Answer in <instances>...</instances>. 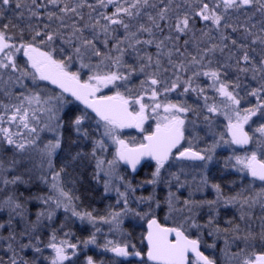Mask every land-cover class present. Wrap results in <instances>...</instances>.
<instances>
[{"label": "snow or ice", "instance_id": "1", "mask_svg": "<svg viewBox=\"0 0 264 264\" xmlns=\"http://www.w3.org/2000/svg\"><path fill=\"white\" fill-rule=\"evenodd\" d=\"M85 175L115 204L85 205ZM128 216L146 221V250ZM77 220L93 229L84 239ZM101 225L116 238L101 244ZM81 255L264 264V0H0V264Z\"/></svg>", "mask_w": 264, "mask_h": 264}, {"label": "rangeland", "instance_id": "2", "mask_svg": "<svg viewBox=\"0 0 264 264\" xmlns=\"http://www.w3.org/2000/svg\"><path fill=\"white\" fill-rule=\"evenodd\" d=\"M137 83H138V81H137ZM189 97H188V99H189V102L191 103L195 99V97L194 96H191V95ZM173 99H175V96H173ZM218 123L220 125L219 130L220 131H223V124H224L223 117H219L218 118ZM154 126H155V121H153V120H149L145 124V127L149 131H151L152 128H154ZM44 135L47 136L49 134L45 133ZM122 135L124 137H133L134 136V137H137L138 139L142 138V134L139 133L136 129H125V130H123ZM217 151L220 154L221 160L223 159V157L228 156L230 154V151L228 149H218ZM238 151H241V154H242V150H238ZM122 169H123V167H122ZM150 171H151L150 168H147V167L141 168L140 171L138 172V174H135L136 175V179L139 180V179L144 178L146 175H149L150 174ZM212 172H213L214 175H218V166L217 167H213L212 168ZM230 175H233L236 178L237 184L240 183V175L238 173L232 172ZM244 182L246 183L247 180H245ZM258 183L259 182H257V184ZM100 185H101V194L103 195V186H102V183ZM40 187H42V186H40ZM21 190L23 191V188ZM33 191H36V189L34 188ZM45 191H46V189H45ZM148 191H151V188L150 187L147 188L146 190H138L137 191V195H141V194L146 195ZM184 195H187V192H185ZM212 197H213V194L211 192L205 193L203 197L200 196L199 194L197 195V198L198 199H200V198H209L210 199ZM104 198H105L104 200L106 202V206L109 205V204H115V194L114 193H112L108 197H104ZM132 207L135 208L136 207V204L133 203L132 204ZM206 211L207 210H205V213H206ZM229 211L232 214L234 212V210H229ZM257 212H258V210H257ZM159 214H160V216L162 218L163 223H167V224H170L171 223L170 221H167V222L164 221V211H160ZM57 215H58V217L60 219H63V217H64L63 210H60L57 213ZM206 220H207V215L205 214L204 216H202L201 222H204ZM57 223H59V220L57 221ZM145 224H146V221H141V220H139V218H136V217H133V216H128V217H126L124 219L122 227H123V230L125 232H128V229H131V230L136 231V230L140 229V227L143 228ZM101 228H102L101 233H99L97 235V239H98V241L101 244H103V242H104V240H105L106 237L108 239L116 238L113 234H110L109 233V227H108V225H101ZM72 230L75 232L76 237L79 238V239L86 238L89 235V233L91 231H93V229L91 228V226L86 225V224L85 225H81L78 220L75 221V224H74ZM204 239L208 243H211L212 242V238L211 237H208L206 235H205ZM73 242H75V238L73 239ZM217 243L219 245H221V246L223 245V241L222 240L217 241ZM81 249L87 255H96L98 259L99 258H102V257H107V256H110L111 255L110 253H106V254L100 253L98 251V249L95 246H92V245H89V247L87 249H83V245H81ZM83 259H84V256L81 255L79 257V260H77V264H82Z\"/></svg>", "mask_w": 264, "mask_h": 264}, {"label": "trees", "instance_id": "3", "mask_svg": "<svg viewBox=\"0 0 264 264\" xmlns=\"http://www.w3.org/2000/svg\"><path fill=\"white\" fill-rule=\"evenodd\" d=\"M236 178L232 175H226V180H232ZM91 189H94V191H85L86 188H89V177L85 175L81 178V185H78V192L77 195H82L85 197L84 204L88 205L90 204L92 207L97 208L99 210H104L106 207V202L104 196H99L101 193V185H96L95 183H92L90 185ZM227 187L225 188V191H227ZM158 217L160 219V216L158 214ZM231 217V213L223 212L221 213L220 217L218 218V223L222 227V222L225 221V219ZM131 230V229H128ZM144 233V229L140 227V229L132 232L133 236L136 238L135 242L139 245L140 239L139 237L141 234Z\"/></svg>", "mask_w": 264, "mask_h": 264}, {"label": "flooded vegetation", "instance_id": "4", "mask_svg": "<svg viewBox=\"0 0 264 264\" xmlns=\"http://www.w3.org/2000/svg\"><path fill=\"white\" fill-rule=\"evenodd\" d=\"M199 26V25H198ZM48 87L49 88H52L51 86H49L48 85ZM190 98V97H189ZM139 171H140V169H139ZM233 176V175H232ZM99 196H103L101 193H100V195ZM223 212H227V213H231L229 210H222L221 211V213H223ZM221 215V214H220ZM233 214L231 213V216H232ZM159 216H160V214H159ZM220 217V216H219ZM159 218V217H158ZM162 223H163V221H162V218H161V216H160V219H159ZM223 224H222V227H224L225 226V224H224V222H222ZM143 229H144V233H145V225H144V227H143ZM128 232L129 233H134V230H128ZM139 244H140V246H142V247H145V244H142V242L140 241L139 242ZM145 250H146V247H145Z\"/></svg>", "mask_w": 264, "mask_h": 264}, {"label": "water", "instance_id": "5", "mask_svg": "<svg viewBox=\"0 0 264 264\" xmlns=\"http://www.w3.org/2000/svg\"><path fill=\"white\" fill-rule=\"evenodd\" d=\"M49 86H51L52 88H54V86H52V85H49ZM57 91H58V89H57ZM146 229H147V223L145 224V232H146ZM145 247H146V244H145Z\"/></svg>", "mask_w": 264, "mask_h": 264}]
</instances>
